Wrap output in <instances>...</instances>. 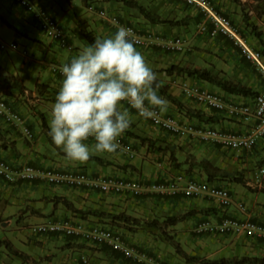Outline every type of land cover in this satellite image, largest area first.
Returning <instances> with one entry per match:
<instances>
[{
    "label": "crops",
    "instance_id": "0c3cea01",
    "mask_svg": "<svg viewBox=\"0 0 264 264\" xmlns=\"http://www.w3.org/2000/svg\"><path fill=\"white\" fill-rule=\"evenodd\" d=\"M34 1L38 7L45 9L62 23L72 48L62 49L55 41L49 39L39 28L32 13L18 5L16 1L0 0L1 7L6 10L1 12L5 23H8L15 32L10 42L14 41L19 46L20 38L33 41V47H30L26 53L21 51L27 48L24 44L22 48L19 47L12 53L0 50V67L16 75L19 84L23 86V89L17 87L13 80L4 79V76L0 75V95L6 98L11 109L20 112L24 125L34 132V138L29 140L23 134L20 125L8 123L0 116V131L3 136L0 139V157L14 166L30 164L37 170L49 167L83 169L94 176L115 175L139 179L146 184L165 181L179 172H186L197 179H206L204 172L190 162L201 159L221 161L220 158H224L222 151L226 149L192 135L180 136L170 133L150 118L140 117L137 110L127 103L123 106L130 110L133 119L131 127L127 130L148 137L153 142V146L143 144L124 132L121 138L125 148H119L115 153L93 151L92 155L100 157L102 162L91 159L79 162L69 159L63 149L55 145L48 135L52 119L51 109L63 79V76L51 70V66L63 65L70 61L89 43L79 28V18L86 19L97 38L116 32L114 25L98 14L101 9H105L117 15L122 22L150 30L159 37L181 36L182 34L179 33L187 32V37L183 34L182 39L188 42L191 38L189 36L192 35V44H195L197 49H192L193 57L189 62L175 60L170 61L168 65L179 63L193 67H211L216 72H221L256 92L262 90L264 88L262 77L241 55L233 42L220 33L210 36L211 23L197 15V10L193 7L185 9L186 14L194 16L190 23L173 27L150 23L136 9L119 0ZM138 1L160 15L170 10L165 9L169 1L172 5L177 4L172 0ZM212 1L221 14L231 18L240 29L249 33V28L245 26L242 18L243 12L250 9L249 4H252L253 0ZM177 11L179 12V10L172 12L174 14ZM8 15L14 19L12 22L8 20L10 18ZM251 19L256 24H262L258 30L261 31V38L264 40V16L257 18L252 13ZM136 47L145 55L148 62L158 58L163 51L158 45ZM254 47H260L259 40ZM158 80L161 85L166 86L168 94L202 114V120L192 116L191 112L186 114L158 91V94L168 101V110L162 112L163 114L172 115L181 122L211 125L228 130L244 128L240 122L185 98L178 82L187 80L230 99L248 100V96L226 93L212 83L194 77L158 74ZM206 118L208 121L204 120ZM87 142L94 141L89 139ZM159 146L161 150H158ZM171 153L173 158L170 156ZM241 153L251 154L246 159L251 160L252 164L259 162L264 156V139H261L253 150ZM254 175L255 172L252 175L253 181L248 182L250 188L236 182L212 181L219 186H228L233 203L227 208L222 207L216 199L207 196L187 197L182 193L169 196L147 192L132 196L128 193H103L69 185H51L42 178L6 181L0 177V224L3 228L8 227L12 222L16 225L11 238L3 236L0 239V264H84L80 260V254L84 251L90 252L89 262L86 264H132L123 261L119 252L104 245H88L87 242L75 237H62L54 233L36 234L30 231V226L33 224L66 219L82 221L87 225L99 223L116 228L125 234L124 237L131 243L153 250L164 264H195L181 262V256L176 254L165 239L158 238L156 241L154 239L156 236L160 235L164 238L157 228L148 225H134L129 228L130 225L114 222L107 217L108 214L117 213H126L142 220H163L167 216L188 212L189 214L182 221L167 228L188 254L206 258L264 256L262 240L241 234H221L216 231L198 234L195 231L196 225L203 219L216 223L224 214L241 215L238 209L241 204L245 206V214L248 217L264 222V191H262L264 185L257 183ZM64 200L69 202L71 207L66 206ZM13 249L22 254H15Z\"/></svg>",
    "mask_w": 264,
    "mask_h": 264
},
{
    "label": "built area",
    "instance_id": "2783aa9c",
    "mask_svg": "<svg viewBox=\"0 0 264 264\" xmlns=\"http://www.w3.org/2000/svg\"><path fill=\"white\" fill-rule=\"evenodd\" d=\"M14 1L32 13L42 32L49 39L55 41L60 48L68 50L72 48L62 23L52 14L38 7L34 0ZM178 1L195 8L202 14L204 21L211 23L210 36L220 33L229 38L239 49L241 55L254 66L264 83V55L261 50L248 43L233 21L216 9L212 0ZM98 14L114 25L116 31L121 26L130 28L132 37L136 41V46L149 47L158 45L172 52L184 50L185 42L180 36L159 37L150 30L140 29L134 24L122 22L117 15L107 10L102 9ZM8 48L15 50L19 49V46L14 41L0 43V49ZM22 53H26V50L22 49ZM61 66L60 64L52 65L51 70L63 76ZM178 84L185 98L240 122L244 125V128L228 130L211 125L181 122L172 115L157 111L150 119L162 129L180 136L192 135L221 148L238 152L251 151L261 139H264V88L256 92L255 95L248 96V100H243L227 98L220 93L190 83L187 80H180ZM124 103L131 105L128 102ZM0 116L8 123L20 125L27 139L32 140L34 138V132L24 125L20 112L11 109L3 95H0ZM119 143L120 149L125 148L121 137L119 138ZM254 176L257 183L264 185V157L259 161ZM0 177L6 181L42 178L51 185H69L103 193H128L132 196H139L144 192L169 196L179 193L187 197L207 196L216 199L224 208L229 207L233 203L227 187L219 186L207 180L197 179L186 172L176 173L165 181L146 184L139 179L115 175L94 176L83 169L49 167L37 170L30 164L14 166L8 160L0 157ZM238 209L242 213L241 215L224 214L216 223L208 219L201 220L195 227L196 233L203 234L216 231L221 234H241L264 241V222L255 221L248 217L245 214L246 208L243 204L239 205ZM30 231L36 234L54 233L75 237L91 245L107 246L131 260L143 261L145 264H161L153 261L145 254L139 253L136 247L125 243L120 233L115 229L99 223L87 225L82 221L69 219L61 221L49 220L31 225ZM80 260L85 264L88 262V257L81 255Z\"/></svg>",
    "mask_w": 264,
    "mask_h": 264
},
{
    "label": "clouds",
    "instance_id": "9594fccd",
    "mask_svg": "<svg viewBox=\"0 0 264 264\" xmlns=\"http://www.w3.org/2000/svg\"><path fill=\"white\" fill-rule=\"evenodd\" d=\"M61 72L48 135L71 160L86 162L93 151L120 148L119 138L133 123L124 102L144 119L168 110L167 99L158 94L157 72L125 26L86 44Z\"/></svg>",
    "mask_w": 264,
    "mask_h": 264
},
{
    "label": "trees",
    "instance_id": "16d2710c",
    "mask_svg": "<svg viewBox=\"0 0 264 264\" xmlns=\"http://www.w3.org/2000/svg\"><path fill=\"white\" fill-rule=\"evenodd\" d=\"M119 1H122L124 4L128 5L129 7L136 9L146 20L154 24H165V25H169L173 27L174 26H184V25H188L191 19L194 17L189 14H186L176 19L168 18L166 16L160 15L152 8L140 3L138 0H119ZM172 1L177 3L178 5L185 7L186 9L191 8V6L186 5L182 1H178V0H172ZM214 5L216 9L218 10L217 5L216 4ZM249 5H250V9L248 11L243 12L242 21L245 24V26L249 28L248 32L254 35L259 40V44H260L259 49L264 55V40L261 38V31L258 30L256 23H254L251 19L252 13H254L257 18L264 16V0H253L252 4H249ZM197 15L203 18L202 14L198 11H197ZM0 18L2 22L4 23L6 22L3 17H0ZM78 25L82 31L84 38L89 43H92L95 39H97L93 31L89 28V25L86 19L79 18ZM237 28L239 29L242 36L245 37L246 33L244 32V29H240L238 26ZM161 71L165 75L194 77V78L212 83L213 85L220 88L222 91L229 93V94H235V95H240V96H253L256 94L255 90L251 89L250 87L246 86L245 84L239 81H234L226 77L221 72H216L211 67H193L190 65L172 63L169 66L162 69ZM0 75H3L4 79L10 80V81L13 80L15 86L23 89V86L19 84L18 77L16 75H13L11 73L4 71L2 67H0ZM158 91L164 96H166L169 100H171L174 104H176L178 108L184 111L186 114H190L191 112L192 116H196L202 120L201 118L202 114L194 111L190 107H187L181 101L173 97L171 94H168L165 85L160 84ZM204 120L208 121V118ZM125 133L126 135H129L131 137L138 139L143 144L146 143L148 146H153V142L148 137L140 136L130 130H126ZM2 137L3 136L0 131V139ZM157 148L158 150L162 149L160 146ZM170 156L171 158H173L172 153L170 154ZM90 159L102 162V159L97 156L91 155ZM190 164L202 170L206 176L205 180L207 181L212 182L215 180H227V179L229 180L230 179L231 181H235L240 184H244V185L246 184V181L243 179L242 175H239L238 173L225 172L221 169L220 166L214 164L212 161L208 159H201L198 161L192 160ZM262 191H264V188L262 189ZM64 202L66 206L71 207L69 202H67L66 200H64ZM74 210L77 211V209H74ZM188 214L189 213L186 212V213L179 214V215H171V216L165 217L163 220H157V219H151V220L143 219L142 220L137 217L128 215L126 213L108 214L107 217H109L114 222L119 221V222H122L123 224H128L130 225L129 228H132L131 226H134V225H148V226L157 228L160 231V233L163 234L164 239L174 248L175 252L178 255H180L186 263L194 262L195 264H264V256H240V257L232 256V257H220V258H206V257L188 254L181 247L180 243L174 238V236L169 233V230H167L168 227L174 226L178 222L182 221ZM12 251L18 255L22 254L20 251L16 249H13Z\"/></svg>",
    "mask_w": 264,
    "mask_h": 264
},
{
    "label": "rangeland",
    "instance_id": "374dc122",
    "mask_svg": "<svg viewBox=\"0 0 264 264\" xmlns=\"http://www.w3.org/2000/svg\"><path fill=\"white\" fill-rule=\"evenodd\" d=\"M2 8H4V7H1V5H0V17H3L1 12L2 11H6L5 8H4V10H2ZM165 9H167V10L170 9V10H168L166 12V14L163 15V16H166L168 18L176 19V18H180V17L186 15V10H185L186 8L185 7L183 9V6H181V5H177V4L172 5L171 1H169L167 6L165 7ZM173 10H179V12L177 11V12H175L173 14V12H172ZM8 16L10 17V18H8V20L10 22H12V20H14V19L10 15H8ZM257 22L259 23V21H257ZM15 24H16V22H15ZM256 25H257V27L262 26L261 23L256 24ZM12 29L13 28H10L8 23L2 22V20L0 18V43L1 42H4V43L5 42H10L11 38L14 37V35H15V32ZM176 33H179V32H176ZM186 33L187 32H181L179 34H182V35L184 34L187 37ZM182 35L180 37H183ZM189 37H191V38H189L188 42L184 41L185 42L184 50H182V51L172 52V51H169V50L165 49L164 47L159 46L160 50H163V51L160 52V55H159L158 58H156L155 60H152V61L149 62L150 65L153 67V69L159 75H165V74H163V72L161 70L164 69L165 66H167L169 64L170 61H175V60L182 61V60H184L186 62H189V59L193 57V56H191V55H193L192 49H197V47L195 46V44H192V35H190ZM245 38H246V40L248 41V43L251 46H255L256 42H258L257 38L254 35L249 34V33H246ZM19 43L21 44V45H19L20 48H22L23 44H24V46L27 47V48H25L26 51L30 50V47L31 48L33 47V41L32 40H26V39H23V38L21 39L20 38L19 39ZM0 50L3 51V52L8 51V52L12 53V52L16 51L17 49L14 50V49H9L8 48V49H0ZM224 149H226V148H224ZM250 155H246V153L244 155L241 152H238V151H235V150H227L226 149V151H222V156L224 158H220V159H222L221 161L218 160V162H217V160H216L213 163L216 164V165L218 164V166H220L221 169L223 171H225V172L238 173L239 175H242L243 179L246 181V184L245 185L244 184H240V183H238V184H240L242 186L249 187L248 186V182L250 183L251 181H253L252 180V177H253L252 175L254 174V172H255V170L257 168V165L259 163V162H255V164H252L251 160L246 159ZM224 181L235 182V181H231L230 179L229 180L227 179V180H224ZM227 188H228V186H227ZM15 229H16L15 222H12L6 228L1 227V224H0V239L3 236H8V237L11 238L13 236V231ZM113 229H115L116 231L119 232V230H117L116 228H113ZM119 233H120L121 237L123 238V240L125 241V243H127L130 246L136 247V249L138 250L139 253L145 254L147 257L153 259V261H155V262H159L161 264H164V262H162V260L158 257V255L153 250H148V249L143 248V246H141V245L133 244V243H131L130 241H128L124 237L125 234H123L122 232H119ZM59 235H61V234H59ZM61 236L62 237H66L64 235H61ZM158 238H159V240L160 239L164 240V238H162V236H160V235H159V237L156 236L154 239L157 241ZM81 241L85 242L84 240H81ZM88 245H90V243H88ZM113 251H115V250H113ZM81 255L87 256L88 259L90 258V252L89 251H84L82 254H80V256ZM119 255L122 256L123 261L130 262L132 264H145V262H143V261H139L138 262V261H135V260L127 259L121 253H119ZM180 259H182V260H180L181 262L184 261L182 257ZM88 262H89V260H88Z\"/></svg>",
    "mask_w": 264,
    "mask_h": 264
}]
</instances>
